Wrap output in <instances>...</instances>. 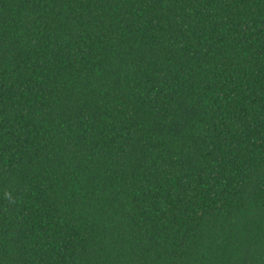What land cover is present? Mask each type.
Returning <instances> with one entry per match:
<instances>
[{"label":"trees","instance_id":"16d2710c","mask_svg":"<svg viewBox=\"0 0 264 264\" xmlns=\"http://www.w3.org/2000/svg\"><path fill=\"white\" fill-rule=\"evenodd\" d=\"M0 264H264V0H0Z\"/></svg>","mask_w":264,"mask_h":264}]
</instances>
